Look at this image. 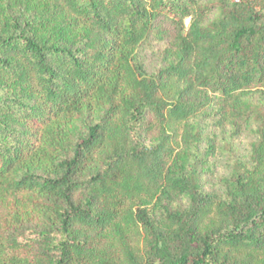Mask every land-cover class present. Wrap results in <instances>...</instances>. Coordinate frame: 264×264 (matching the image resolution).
<instances>
[{"label": "trees", "instance_id": "obj_1", "mask_svg": "<svg viewBox=\"0 0 264 264\" xmlns=\"http://www.w3.org/2000/svg\"><path fill=\"white\" fill-rule=\"evenodd\" d=\"M36 1L0 0V264H153L134 226L165 264H264V0ZM162 20L147 76L135 51ZM196 118L229 155L221 193L194 175L215 152Z\"/></svg>", "mask_w": 264, "mask_h": 264}, {"label": "rangeland", "instance_id": "obj_2", "mask_svg": "<svg viewBox=\"0 0 264 264\" xmlns=\"http://www.w3.org/2000/svg\"><path fill=\"white\" fill-rule=\"evenodd\" d=\"M210 0H199L200 4L203 3H209ZM250 3L251 0H230V3ZM30 7L27 11L28 15H32L35 17H41L42 9H46L47 2L45 4H42L41 2H37L36 0H29ZM252 4H254L252 2ZM255 5V4H254ZM258 8V6H256ZM20 9V8H19ZM22 9V8H21ZM11 11V10H10ZM8 11L7 13H12ZM26 11V10H25ZM14 14V13H13ZM207 21L210 20L213 17V14H208ZM163 21V25L166 29V32L163 34L161 42L159 40H155L153 42H150L149 44L142 45L136 49V53L139 55V58L142 62V67L144 69V72L147 76H153L155 73L158 65L161 63V60L163 59V55L165 51L171 47V42L173 41L174 36L176 35L177 29L172 24ZM190 23V18H187L184 20V27H187ZM94 111V110H92ZM96 112V111H95ZM196 120H199V118H196ZM199 123L201 127L205 131H211L215 134V145H214V151L211 152L205 161H200L199 164H197V172L195 175L198 183L200 184V189L203 192H219L221 193L224 191V186L222 185L221 181L224 177L229 176V169H230V158L229 155L225 152V145L222 142V135L219 129H215V127L210 124V120L207 118H202L199 120ZM229 130H224V134L226 133V136L228 134ZM159 135V129L151 127L148 130L145 131L142 139L144 140L145 145H149L150 143H153ZM253 139L252 135L249 133H241L236 141H235V150L237 155L240 158L248 157L249 150H250V142ZM177 142H172V147L174 148V154L175 157H173L170 161L167 162V164L164 166V170H174L177 166L182 165L183 161L180 158V150L182 143L179 142V139H177ZM153 205L150 204L149 208H151ZM164 205L167 207L169 206V202L164 201ZM133 232L130 233L129 240L131 241L132 245L141 252L144 258V263L147 261L152 262L153 264H165L166 260L168 258H171L173 255V251H165L163 248L158 249L156 253L151 254L147 251L146 242L144 241V234L142 232V229L140 227H132ZM112 237V236H111ZM114 238H111L109 240L108 248H104L106 251H113L115 250V245L113 242ZM163 245V242L160 246ZM159 246V247H160ZM113 252H110V254Z\"/></svg>", "mask_w": 264, "mask_h": 264}]
</instances>
